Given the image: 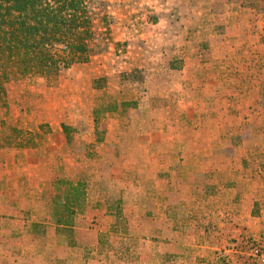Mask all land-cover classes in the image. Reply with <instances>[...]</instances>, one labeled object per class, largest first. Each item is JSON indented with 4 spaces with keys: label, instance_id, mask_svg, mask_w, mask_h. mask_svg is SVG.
I'll use <instances>...</instances> for the list:
<instances>
[{
    "label": "rangeland",
    "instance_id": "obj_1",
    "mask_svg": "<svg viewBox=\"0 0 264 264\" xmlns=\"http://www.w3.org/2000/svg\"><path fill=\"white\" fill-rule=\"evenodd\" d=\"M90 1L100 32L101 17L110 15V49L63 72L57 81L14 82L8 86L10 95L29 101L56 92L44 106L47 116L51 119L52 112L65 121L67 128L58 132L70 144L82 131L89 132L90 156L110 132L118 139L134 138L128 143L135 148L149 144L167 165L169 160L187 165L190 158H170V150L213 148L215 153L196 158L195 171H176V163L162 167V189L156 184L154 189L112 193L87 187L89 202H99L86 206L72 229L58 231L59 237L74 249L77 264L100 256L108 264H139L144 252H151L146 264H264V76L236 77L229 83L224 61L203 67L195 77L181 73L196 52L204 55L208 43L203 37L211 31L202 29L196 44L171 41L183 23L217 17L210 7L200 8L210 0ZM243 88L247 91H239ZM45 115L40 118L47 120ZM40 132L53 133L48 124ZM146 135L150 140L143 141ZM159 136L165 141L159 143ZM112 151L120 166L118 147L112 145ZM101 171L100 184H109L107 170ZM163 197L167 205L158 203ZM55 200L56 207L65 203L56 190ZM50 261L67 264L58 257Z\"/></svg>",
    "mask_w": 264,
    "mask_h": 264
},
{
    "label": "crops",
    "instance_id": "obj_2",
    "mask_svg": "<svg viewBox=\"0 0 264 264\" xmlns=\"http://www.w3.org/2000/svg\"><path fill=\"white\" fill-rule=\"evenodd\" d=\"M203 7H210L217 17L208 22L190 20L189 25L188 22L183 23L184 27L178 32L179 36H174L175 40L171 41L196 44L202 29L211 31L209 36L203 37L208 43L207 50L203 51L204 55L196 52L192 65L181 73L195 77L197 71L203 67L210 68L212 63L224 61L229 83H234L236 77L253 74L263 77L264 15L232 3L231 0H210L209 3L200 5V8ZM220 28L222 31H219ZM194 51L191 50L192 53ZM203 58L207 62L205 65ZM239 91L247 90L243 88ZM45 94L48 96L26 101L21 99V96L12 97L8 90V107L0 109V264H50L54 257L64 259L67 264H77L74 249L68 247L64 243L65 240L59 237V227L55 221V182L60 176L72 183L83 180L88 188L91 187L90 190L92 187H103L110 189L112 193L121 192L123 189L129 192L135 189H154L156 184L162 189L166 187L165 178H161L162 167H168L169 164L173 167L176 163L180 166L176 171H195L198 167L195 166L198 163L196 158L212 156L215 153L213 148L205 151L201 148L170 150V158L187 156L190 158L187 165L185 161L179 164L178 161L173 163L171 160L167 165L159 161L156 151L154 152L149 144L135 148L134 142L128 143L134 138H127L126 141L118 139L110 132L104 142L97 145L96 154L90 156L86 151L89 132L83 134L82 131L72 144L68 143L63 134L58 132L63 131L62 123L65 121L56 119L52 112L50 119L47 116L48 109L44 107L48 101H53L52 96L56 98L58 94L51 90ZM40 114H46L47 120L40 118ZM45 124L50 126L53 132L51 135L45 136L40 133V127ZM5 127L20 128L34 135L40 133L42 138L34 140L35 147H9L4 143V139L9 136L8 130L2 132ZM54 137L57 138L54 140ZM143 137H146L142 138L143 141L150 140V135ZM158 139L159 143L165 141L161 140L160 136ZM112 145L118 147L120 166L116 163ZM102 168L106 169L110 176L106 179L109 184L103 186L100 184L104 180ZM80 176L84 178L80 179ZM77 178L79 179L76 180ZM165 197L169 195L166 194ZM165 197L158 201L160 205L168 204L169 200ZM98 202V199L89 202L87 198V207ZM239 213L245 217L244 212ZM240 215L238 218H241ZM95 249H98V242ZM162 252L165 253L164 250ZM149 253L141 254L139 264L151 261ZM101 257H97L90 264H108Z\"/></svg>",
    "mask_w": 264,
    "mask_h": 264
},
{
    "label": "trees",
    "instance_id": "obj_3",
    "mask_svg": "<svg viewBox=\"0 0 264 264\" xmlns=\"http://www.w3.org/2000/svg\"><path fill=\"white\" fill-rule=\"evenodd\" d=\"M240 2L244 8L264 14V0ZM98 17L90 0H0V109L8 107L10 84L54 82L73 66L87 64L107 52L113 40L112 21L105 12L102 33L95 24ZM62 128L67 126L63 124ZM23 131L12 128L4 143L9 147H35L34 140L42 138L41 132L34 135ZM86 189L83 180L55 182L56 192L65 199L64 205L55 210L59 234L72 229L75 217L84 214Z\"/></svg>",
    "mask_w": 264,
    "mask_h": 264
}]
</instances>
